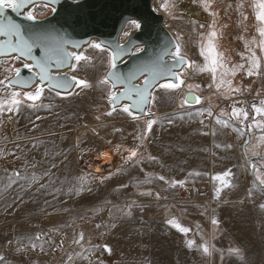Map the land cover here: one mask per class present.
Segmentation results:
<instances>
[{
    "label": "rangeland",
    "instance_id": "1",
    "mask_svg": "<svg viewBox=\"0 0 264 264\" xmlns=\"http://www.w3.org/2000/svg\"><path fill=\"white\" fill-rule=\"evenodd\" d=\"M162 3L164 0H154V8L166 16V26L181 45V55L192 63V67L181 74L188 82L184 90L194 91L203 97V105H199L201 108L206 105L216 109L219 115H230L232 108H224L221 100L228 99L231 93L227 84L217 89L221 80H230L233 89L249 91L254 87L258 93L264 94V76H248L245 70L239 68L234 75L231 71L233 66L244 63L242 56L249 55L248 48L256 51L264 68V52L258 47L257 32L261 25L256 19L258 9L254 7L257 0H212L209 10H205L201 0H196V5L207 16V24L202 22L204 18L192 19L179 11L175 0H168L167 10L161 7ZM241 4L243 7H240ZM232 8H238L240 14L235 12L234 15ZM50 12L44 5H38L33 10V14L40 18ZM134 30L136 27L129 23L124 31L128 35L123 34V40ZM213 30L216 32V37L212 38L215 51L219 62L224 65L217 68L215 81L210 71L200 70L211 66L201 55V49L207 46L209 33ZM238 39L240 43H234ZM254 39L256 43H253ZM84 55L89 60L80 62L76 70L70 73L87 80L92 86L76 88L69 95H57L44 89L40 100L35 101L38 107H28L33 102L24 101L19 111L14 107L10 111V93L20 90L6 89L0 85V256L4 257L0 264H29V260L16 255L17 250L29 247L34 235L37 232L41 235L48 228L63 241V247L54 254L49 264H88V253L94 250L95 242L102 233L106 234L104 244L110 245L112 254L97 259L95 264H264V217L258 213L260 205L264 204V185H260L256 179L257 173L251 166L257 164L261 169L260 174L264 175V159L253 156L255 152L259 157H264V142L260 140L264 131L254 127L247 132L245 126L235 119L250 138L245 153L251 172L249 184L246 178L238 180L236 194L224 193L228 187H222L218 180L212 187L211 170L208 176L189 183L207 190L206 195L193 200H175L176 193L171 184L168 194L153 188L135 191L130 185L136 181L134 178H144L146 163L140 166L143 171L135 163L131 169L125 172L126 169L115 178L96 181L88 172L90 168L104 163L113 154L121 152L128 157L129 154L112 148L119 133L115 142L103 149L99 146L100 140L93 136L77 143L71 140L81 120L94 116L108 117L106 120L110 118L112 121L111 117L114 116L107 115L110 86L99 84L109 70V51L101 52L90 47ZM20 64V61L12 58L0 60V79L6 75L13 77ZM225 72L227 75H222ZM20 92L23 98V91ZM174 93H178V90ZM254 102L258 104L259 101H248L240 108H248ZM120 122L117 123L124 125ZM207 125L209 129L205 128ZM212 126L213 120L206 118L201 130L211 131ZM140 150L144 156L129 160V164L134 160L148 161L152 157L145 149ZM195 160L206 162L209 168V155H196ZM217 163L222 170L225 163ZM227 180L230 182V179ZM217 188H222L219 198ZM249 191L252 192L251 197ZM125 202H131L129 209L124 210ZM105 207H109L108 215L100 224L94 217L101 213L102 208L106 210ZM177 207L182 210L180 214L185 221L180 223L175 220L176 223L184 228L189 225L190 229V223L197 220L209 231L207 246L211 255L203 253L200 245L206 243L197 238L193 229L185 234L167 222L171 217V208ZM213 219L218 224H213ZM53 225L62 233L51 228ZM130 226L139 229L135 232L136 229L130 230L133 228ZM80 228L93 236L85 259L77 255L82 254L81 251H73L69 259L60 260L62 257L64 259L61 252L67 248V244L76 240ZM189 239L195 241L192 248L186 245ZM12 244L14 251L8 250ZM51 248L52 245L41 250L48 253ZM232 248L242 251V260L230 253Z\"/></svg>",
    "mask_w": 264,
    "mask_h": 264
},
{
    "label": "snow or ice",
    "instance_id": "2",
    "mask_svg": "<svg viewBox=\"0 0 264 264\" xmlns=\"http://www.w3.org/2000/svg\"><path fill=\"white\" fill-rule=\"evenodd\" d=\"M212 0H201L202 5L205 10H209L211 7ZM33 3V0H0V56L11 57L14 60H25L30 61L31 63H24L23 67L32 71L35 68L37 71L34 76L27 79L21 78L19 68L15 69V76L9 77L5 76L4 79H0V85H3L4 88H29L31 87L36 79H39V85L36 86L35 91H24L23 98H21L20 91H12L10 93V105L9 108L11 111L14 107L19 111V106L24 103V101H32L33 103L28 104V107H38L35 104V101L40 100L41 96L44 93V85L47 84L49 90H55L57 95H61L60 90L68 92L73 88L86 89L91 87L87 80L77 79L75 76H59L53 75L51 69L53 66L56 69L61 68H70L75 71L77 66L82 61H88L89 57L85 56L83 53L72 51H67V45L72 43L74 48H79L80 45L76 42H70L64 38L63 35H59L55 30H49L42 27H36L39 22L37 21L36 16L32 11H22L26 9V6ZM51 3L57 4L59 0H51ZM161 7H169L168 0H164ZM240 7H243L241 4ZM256 9V19L260 23L258 27V32L260 40L258 47L261 52H264V0H257V3L254 5ZM8 10L16 13L18 16L22 15L23 19L26 21L32 22L31 25H22L17 23L12 19L11 16L7 15ZM53 12H56V8H52ZM214 15V13H210ZM131 23L139 29L141 25L137 21L133 20ZM201 28L204 25H200ZM125 36L128 33L124 34ZM216 37V32L213 30L209 33L208 44L205 48L201 49V55L205 57L206 60L210 59V67H205L200 69L201 71H210L213 74V80L216 79L217 68H223L224 65L219 62L218 55L215 51V45L213 39ZM253 43H256L255 39ZM171 46L166 47L165 50L159 55H156L154 58L138 65L133 71H130L126 74H122L118 71V58L124 52V46L119 44L115 45L112 48V51L109 53V71L107 75L99 81L100 85L110 86L108 87V102L111 105V111L107 115L111 116L113 112L121 106L122 101H127L124 103L121 110L129 115H133L132 110L138 109L140 112L145 111V105L151 103L155 97L153 96V90L157 87L162 90H172L180 86L176 81L179 80L178 68L184 66L192 67V63L187 61V59L181 55V45L179 43L170 42ZM91 48L99 49L101 52L106 51L105 47L100 43H91ZM248 48V45H246ZM39 49L41 55L37 56L34 54V51ZM174 49V51L172 50ZM137 52H143L144 49L137 47ZM249 55L247 57L242 56L244 63L233 66L232 74H235L237 68L245 70L248 76H264V68H262L261 58L257 56L254 49L248 48ZM165 57L171 58V66L165 60ZM222 58V54H220ZM75 61L76 63H72ZM222 75H227V72L222 73ZM143 77L141 84H135L133 81L139 77ZM7 81V83H5ZM183 83V81H180ZM227 84L230 93H242L243 89L231 87V81L221 80V83L217 85V89L221 85ZM118 86H122V90L117 92ZM211 87V85H209ZM259 95V94H258ZM190 103H201V98L191 93L184 99L182 107L184 104ZM208 116H212V111L210 109L206 110ZM199 115H203L204 111H200ZM259 117V119H257ZM232 119H237L245 126L247 132H251L255 127L264 131V99H260L258 104L252 103L248 108H239L235 105L232 107V111L228 117V120H222L217 118V123L224 126H228V123ZM155 123L154 120H149L147 122V129L151 131L152 125ZM246 132L241 131V135H245ZM261 142H264V135L260 137ZM248 141L245 142L244 147L247 148ZM230 147V146H229ZM259 155L258 153L253 152V156ZM137 157V151L135 149L130 150V155L127 159L132 160ZM154 159V158H153ZM264 159V157H261ZM254 172L257 173L256 179L259 181L260 185H264V175L260 174L261 169L257 164L251 165ZM19 176V173L15 174ZM231 175L230 170L225 171L222 174L217 175L214 179L221 182L222 187H230V182L226 179ZM163 180L164 177H159ZM178 183H183L180 181ZM222 188L216 189L217 198ZM252 192L249 191V196L251 197ZM261 209H264V204L260 205ZM170 225L177 228L179 231L187 234L190 229L184 228L175 222V219H170L167 221ZM213 224H218V221L213 219ZM99 227V225L97 226ZM39 239V237H37ZM80 240H83V234H80ZM79 243L80 241H75ZM195 244L193 240H187L186 245L189 248H192ZM200 247L203 249L204 254L211 255L209 247L207 244H202ZM106 250L109 252L110 249L105 245ZM230 253L235 254L243 259V253L239 248H232L229 250ZM4 257L0 256V261H3Z\"/></svg>",
    "mask_w": 264,
    "mask_h": 264
},
{
    "label": "crops",
    "instance_id": "3",
    "mask_svg": "<svg viewBox=\"0 0 264 264\" xmlns=\"http://www.w3.org/2000/svg\"><path fill=\"white\" fill-rule=\"evenodd\" d=\"M207 61L211 65L210 59ZM185 88H177L174 90H162L158 88L155 90L153 94L155 99L151 104L152 117H154L155 123L152 125L151 131L147 129L146 118H133L122 110H117L112 114L114 115L111 117L113 121H121L122 124H126L128 129V132L118 134L117 141L112 148L118 152L125 151L129 155L132 149L136 151L145 149L148 153L152 154V157L148 161H130L129 167L125 172L131 169L135 163H138L137 167L143 171L140 166L146 163V170L143 171L144 178H134L136 181L130 186L134 190L138 189L137 191H145L147 188H153L159 189L162 194H168L167 192L171 184L176 193L174 199L181 201V199H186L185 193L187 189L191 188L192 185L197 186L193 182L189 184L192 180L204 178L206 175L208 176L209 170H211L212 187H215L217 180L214 177L230 170L232 176L226 179H230L231 186L227 188V192H223L236 194L238 193V188L236 187L238 180L246 178L244 180L249 184L251 179L250 166L243 151L247 134L241 135V131L244 130L240 128V124L235 119L230 120L228 126L218 124L217 118L228 120L229 116L224 113L221 115L217 113L214 116L216 109H212L206 105L201 108L200 106L188 107L184 104V107L181 108L180 105L183 103L187 93L184 90ZM175 90H178V93H174ZM243 91L245 90L243 89ZM255 91L258 92L257 88L255 89L253 87L251 90L245 92L251 93ZM259 93L262 94V92ZM199 97L203 99L202 96ZM207 104L209 105L210 103ZM208 109L212 111V116L207 115L206 110ZM200 111H204V114L199 115L198 113ZM116 114L118 115L117 117H115ZM204 118L213 120L211 131L201 130ZM196 155H209V168L206 162H202V160L196 162ZM218 161L225 163L222 170L218 168ZM159 177H164V179L161 180ZM180 181H183V183H178ZM130 204L131 202H125L123 204L124 210L129 209ZM259 209V215L261 214L264 217V209ZM180 211L182 210L179 207L176 209L171 208L170 219L174 218L181 223L184 219ZM190 224L192 226L193 222ZM130 227H133L130 230L136 229L135 232L139 229L135 226ZM51 228L54 229V225ZM54 230L61 232L58 228ZM190 230L192 231V227ZM76 234L75 241L79 240L80 242L76 243L72 241L70 243L71 245L67 244V248L61 252L64 254V259L62 257L60 260L69 259L73 251H81L82 254L77 255H82V258L85 259L87 248L89 247V243L93 241V236H90L88 231H84L82 228L78 229ZM80 234H83V240H80ZM49 246V242L40 240V233L37 232L32 238L30 246L26 248L48 249ZM107 247L111 250L110 245ZM108 254H112V252L110 251Z\"/></svg>",
    "mask_w": 264,
    "mask_h": 264
},
{
    "label": "water",
    "instance_id": "4",
    "mask_svg": "<svg viewBox=\"0 0 264 264\" xmlns=\"http://www.w3.org/2000/svg\"><path fill=\"white\" fill-rule=\"evenodd\" d=\"M38 5H44L50 9V13L45 17H37L39 22L36 27H42L49 30H55L59 35H63L65 39L70 42H76L80 45L79 48H74L72 43L67 45V51H77L83 53L86 49L90 48L91 43L102 44L109 53L112 48L119 44L124 46V52L118 58V71L122 74H126L133 71L138 65L154 58L165 50L166 47H170L172 43H178L174 34L166 26V16L159 13L154 8V0H59V3L52 4L51 0H33V3L26 6V9L22 11H32ZM56 8V12L52 11V8ZM7 15L11 16L13 20L22 25H31L32 22L23 19L22 15H17L11 10H8ZM137 21L141 25L139 29L136 28L131 35L123 40V34L126 27L131 21ZM0 39H3L0 37ZM137 47L144 49L143 52H137ZM174 51V49H172ZM34 54L39 56L41 52L39 49L34 51ZM11 57L0 56V60L10 59ZM187 61L190 60L185 57ZM165 60L171 66V58L165 57ZM21 62L18 68L21 70V78L27 79L34 76L37 71L35 68L32 71L23 67V64L30 61L23 59L18 60ZM75 63V61H72ZM188 68L184 66L178 68L179 80L176 82L180 84L178 88H184L188 86L186 79L182 78L181 74ZM70 68L56 69L54 66L51 69L53 75H67L69 77L75 76L70 73ZM109 71V70H108ZM107 71V73H108ZM107 75V74H106ZM15 76V73L13 77ZM77 77V76H75ZM77 79H80L77 77ZM143 77H139L133 81L135 84H141ZM183 81V83H180ZM39 79L37 78L35 83L29 88L16 87L20 91H32L39 85ZM44 89L49 90L47 84L44 85ZM76 88L68 90H60L62 95H69L75 91ZM153 90V94L155 90ZM117 92L122 90V86H118L115 89ZM55 92V90H52ZM198 96L194 92H187L185 98L189 94ZM184 98V99H185ZM202 99V98H201ZM124 103L122 101L121 106L117 110H121ZM151 103L145 105V111L140 112L138 109H133V118H146V121L154 120L152 117ZM201 103L185 104L188 107H197ZM111 110V105L110 109ZM116 110V111H117ZM249 136L247 135L246 141L249 142ZM245 141V142H246ZM245 145V143H244ZM245 153V147L243 146Z\"/></svg>",
    "mask_w": 264,
    "mask_h": 264
},
{
    "label": "built area",
    "instance_id": "5",
    "mask_svg": "<svg viewBox=\"0 0 264 264\" xmlns=\"http://www.w3.org/2000/svg\"><path fill=\"white\" fill-rule=\"evenodd\" d=\"M180 1L181 0H175L178 7L181 4ZM186 1L187 2L193 1V5L197 6L196 0H186ZM229 95L230 96L228 99L221 100L222 106H224V108L226 109L232 108L234 105L240 108L242 107V105H244V103H247L248 101H259L260 99H264V94L258 93L257 91L251 93L243 91L242 93H236V94L231 93ZM216 114L217 113L215 112L214 116ZM106 119L93 116L91 119L81 120L80 124L74 130V134L71 136V140L74 141V143H77L78 141L83 140L84 138H89L93 136L94 138H98L100 140L99 146L101 149H103L115 142L117 133L128 132V129L125 128L124 126L119 125L117 122L113 120L112 122L110 118L108 120ZM204 120H206V118H204ZM118 128L122 130H117ZM205 128L209 129V125H207ZM137 156L138 157L144 156L143 151L138 150ZM127 158L128 156H126V154H122L120 152L118 153L114 162L107 163L104 165L100 163L99 165L90 168L88 172L94 177L96 181L102 179L114 178L128 168L129 159ZM99 166H101V170L99 172L97 171L93 172L94 168ZM206 194H207V190H204L201 186L192 185L191 188L187 189L185 196L186 198L193 200L199 197L200 195H206ZM105 208L106 210L102 208L101 213L96 214L94 217V220L100 224L105 221L106 216L108 215L109 209L108 207ZM192 229L200 241L208 244L209 231L205 229L202 223H200L197 220L194 221L192 225ZM40 237L42 241L49 242L50 245H52V248L48 251V253H43L41 248L28 249L22 247L19 250H17V255L23 259L29 260V264H49L51 258L55 256L54 254H57L60 251V249L63 247V241L60 237L57 238L58 236L53 230H49V229L42 232ZM105 238H106V234L102 233L101 237L96 240L94 245L95 247L94 250L89 252L87 256L88 264H95L97 262V259L100 258L103 259L106 256V254H108L104 244ZM8 250L10 251L15 250L13 244L8 247Z\"/></svg>",
    "mask_w": 264,
    "mask_h": 264
},
{
    "label": "bare ground",
    "instance_id": "6",
    "mask_svg": "<svg viewBox=\"0 0 264 264\" xmlns=\"http://www.w3.org/2000/svg\"><path fill=\"white\" fill-rule=\"evenodd\" d=\"M180 2H181V4L179 5V7H177L178 10L182 11V13L186 14L189 18L190 17L192 19L193 18L194 19L204 18V20L202 22H205V23L208 22V21H206L207 20V16L202 11V8H200L199 6L193 5V1L187 2L186 0H181ZM124 125H122V126L127 128L126 124H124ZM118 129H120V128H118ZM117 155L118 154H113L112 157L107 159L104 163H102V165L114 162V160L116 159ZM100 170H101V166H99L98 168H94L93 172L94 171L99 172Z\"/></svg>",
    "mask_w": 264,
    "mask_h": 264
},
{
    "label": "flooded vegetation",
    "instance_id": "7",
    "mask_svg": "<svg viewBox=\"0 0 264 264\" xmlns=\"http://www.w3.org/2000/svg\"><path fill=\"white\" fill-rule=\"evenodd\" d=\"M231 9V8H230ZM239 10H238V8L235 10L234 8H232V11L231 12H233V14L235 15V12H237V14L239 15L240 14V11L238 12ZM187 92H194V91H187ZM257 157L258 158H261V157H259L258 155H257Z\"/></svg>",
    "mask_w": 264,
    "mask_h": 264
},
{
    "label": "trees",
    "instance_id": "8",
    "mask_svg": "<svg viewBox=\"0 0 264 264\" xmlns=\"http://www.w3.org/2000/svg\"><path fill=\"white\" fill-rule=\"evenodd\" d=\"M231 1H233V0H231ZM236 1V0H235ZM236 4V3H235ZM226 10H227V8H225ZM234 43H240V39H238V41H234ZM241 89H244V88H241ZM246 158H248L247 157V155H246Z\"/></svg>",
    "mask_w": 264,
    "mask_h": 264
}]
</instances>
